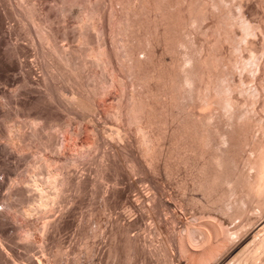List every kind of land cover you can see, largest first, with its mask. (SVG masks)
I'll return each mask as SVG.
<instances>
[{"label":"bare ground","instance_id":"bare-ground-1","mask_svg":"<svg viewBox=\"0 0 264 264\" xmlns=\"http://www.w3.org/2000/svg\"><path fill=\"white\" fill-rule=\"evenodd\" d=\"M54 1L19 3L52 72L46 89L19 75L9 77L23 84L14 98L0 89L6 98L0 99V204L24 217L20 224L0 210V234L12 241L15 229L25 232V240L14 239L9 249L0 237V264H20L21 255V264H84L86 258L85 264H95L99 224L110 229L104 209L121 197L139 216L112 222L105 252L115 259L111 264H146L162 254L177 255V264H264V12L256 18L246 13L253 0ZM258 3L262 7L264 0ZM69 17L77 19L74 27L66 23ZM54 19L64 24L55 26ZM63 37L76 44L62 45ZM59 78L74 88L73 107L64 114L50 106L60 93L53 87ZM33 106L37 111L31 112ZM69 113L97 116L93 123L101 126L76 125ZM111 128L136 133L141 158L130 151L125 165L104 147L96 164L100 183L94 185L102 195L94 218L99 230L94 221L89 227L79 221L78 231L88 239L67 249L55 234L73 224L72 204L99 180L79 175V169L95 155L92 148H103ZM22 165L28 178L8 184L3 175ZM139 173L142 179L125 185L137 191L135 200L118 184ZM141 181L153 194L141 190ZM163 181L177 188L171 199ZM178 206L189 211L188 218L174 211ZM164 209L173 213L168 229L182 225L169 229L172 238L163 249L151 247L138 228L132 234L151 211L164 230ZM34 211L42 220L33 219ZM35 232L38 237L30 239ZM33 248L43 252V263Z\"/></svg>","mask_w":264,"mask_h":264},{"label":"rangeland","instance_id":"rangeland-1","mask_svg":"<svg viewBox=\"0 0 264 264\" xmlns=\"http://www.w3.org/2000/svg\"><path fill=\"white\" fill-rule=\"evenodd\" d=\"M37 2L39 4V6H42V5L43 6L44 5L45 6H47V5H53L54 6L55 5V1L54 0H37ZM19 3H20V0H0V89L3 88L2 91H4V90H9L10 91L11 90L10 91V94H9V97H8L9 99H10V96H11V98L12 97L14 98L15 95L17 94V93L15 94V92L18 90V87H20V86L23 85L22 82H18L16 80L14 81L11 78L14 77V79L15 78L18 79V75H19V77L20 76L27 77L28 79H32L35 82L36 87L41 88V89H46V87H47V85H46L47 84L46 83V79L47 78L48 79H51V75H48V74H52L51 70H49L48 67H46V60H44L45 58L43 59V57H42L41 50H40V46L37 43V40L35 38V35L33 34V32L29 31L30 23L27 22L28 20L26 19V17L24 15V13H23V11H22ZM259 5H260L259 3L257 4V0H256V2H255V0H253V1H251V4H250V2H249V4H246L245 6H247V7L244 8V9H246L245 11H247L246 12L247 14H249L251 17L253 16V18H256L258 16V14L259 15H262V13L264 12V11H262V10H264V5L262 6L263 8L261 7V5L260 6ZM253 13H255V14L253 15ZM256 13H258V14H256ZM69 18L66 21V23L68 25H71V27L72 26L74 27L77 24L76 23L77 22V19L76 18H73V17H69ZM58 21H57V19H54V25L55 26H58L60 24H61L60 26H62L64 24V21H62L61 19H58ZM254 39H256L255 41H257V42L260 40L258 43L256 42L258 45H259V43H262L260 38L255 37ZM59 42L62 45H64V46H71V45L76 44V43H74V41L69 40V39H66L64 37L63 38H60L59 39ZM16 63H18V64L16 65ZM17 66H18L19 69L17 68ZM47 72H49V73H47ZM9 77H11V78H9ZM59 79H60V82L58 81L57 82V85H54L53 87H56L57 88V86H58V88L60 90V93H58L54 97V100H53V102H52V104L50 106H52V111H54V113H58V111H59V113L62 112L64 114V113H68V110L71 107H73V105L71 103V100H70L71 98L69 99V97H71L69 91H72V89H74V88L69 87L70 86V83L69 82H67V85H66L65 84L66 83V80L61 79V78H59ZM9 80L11 82H9ZM12 80L14 81L13 82L14 84L12 83ZM53 81L55 82L56 80H53ZM63 88H66L64 90V92H63ZM69 88H70V90H69ZM0 93H1V90H0ZM2 95L3 94L1 93L0 94V99L1 100L2 99L5 100L6 98H3ZM53 105H54V107H53ZM70 105H71V107H69ZM34 111H37L36 106L35 107L33 106L31 108V112H34ZM69 115L71 117H73V120L75 121V122L74 121L73 122L76 125L81 124V123H88L89 125H93L94 124L95 126H98L100 124L99 127L101 126V123H98V124L93 123L95 121L96 122L99 121V117H97V116L94 117V118H92L89 115L83 116L82 114L79 115V114H75V113H69ZM52 129H51V131H53V132L58 131V130H55L57 128H54L55 131L52 130ZM127 132L128 131H126V129L125 130H123V129H121V130L120 129H118V130L116 129L115 130V129L111 128V130L109 131L108 136L106 137V141H105L106 144L103 146V148L102 147H100V148L99 147H96L98 149L92 148L91 149V156L93 155V153H95V155H93V157L90 156L91 158L89 157L90 159H87V161H85V163L87 165H85V163H84V165L82 164V166H80L79 175L84 176V177L90 175L89 177H91L93 179V182L96 181L97 179H99V180H97L96 182H94L95 184H92V185H89L88 186V189L86 191H84L86 194L84 192L83 193H80L81 195L79 194L81 196V199L83 198L82 200L81 199L79 200V198H80L79 195L77 196V199L76 200H75V198L74 199H71V197L68 198V200H70V199L71 200H75L76 202L74 201V204L75 203H78V200H79V204H75V205L72 204V209H71L72 211H70L71 213H69V216L71 215V218L70 219H73V222H72L73 224H71L69 226L67 225L68 227L65 226L62 230H59V234H58V231L55 234L56 236L59 235L58 237H60L62 240L64 239L65 242L64 241L63 242L65 244V248L70 249V247L72 245L77 244V243L79 245H81L82 243H84V241H86L88 239L87 237L85 238V237H82L80 235V233L78 231V222L79 221L84 222V224L87 221V225H88L89 222H93L94 221V223H96L95 221L97 219L95 220L94 218H96V217L99 216V214H98L99 213V211H98L99 209H97V208H99L100 205H101V203H102V198H101L102 195H100L101 194L100 189L99 188L98 189L96 188V186L99 185V184L97 185L98 181L100 183V178H98L97 172H96V164H97L98 160H100V158H102V154H103L102 152L104 150V147H106L108 150H110V152L113 153L117 158H119L121 160L120 162L123 163V164H125V165H126L125 156L130 151L132 153H135L139 159L141 158V156L138 155L139 147L136 144L137 142H135L136 141V138H137V134L134 133L133 131H131V134H130V132H128V133ZM57 133L59 134V131ZM129 134H130V136H128ZM87 135H89V134H87ZM96 150H97V152H96ZM36 153L39 154V152H35V154ZM88 160L90 162L92 160V163H90ZM93 160H94V162H93ZM20 167H19V170L15 174L11 175L10 177H7L6 178V176L3 175V177L5 178V181L8 184H12L14 180H17L18 182H22V181H25V179L28 178V176H29L30 173H29V171L25 170V165L22 168H20ZM142 174L143 173L134 174V175H131L130 174V176H132V178L129 177V179L126 178L128 176H124V177H122L121 182H119V184H118L120 187H124L125 188L124 189L125 190V193L129 197H131V199H133L132 196H134V197L136 196L137 197V194H136L137 191L132 190V189H130V187H127L125 185L128 184L131 181L130 179H133V177H134V179H137V180L138 179L139 180L142 179L143 176H144V174L143 175ZM102 181L103 180H101V182ZM104 182H103V184H104ZM109 182L110 181H107L105 184H107ZM166 182L167 181H163L162 182L163 183L162 184V187L163 186H166L164 188L166 190H163V193H164L165 198L167 197V198H170L171 199V197H170L171 193H173L174 191H176L177 188L174 185H172L171 183H169V182L166 183ZM111 184L112 183L110 182L109 185H111ZM94 185H96V186H94ZM148 186L149 185L146 182H143V181L139 182V187L142 188V189L141 188L140 189L143 190L144 193H146V194H153V193H148V192L153 191L150 188V186L149 187ZM91 188H92V190H91ZM149 189H151V191ZM94 190H96L97 193ZM90 191H91L92 194L90 193ZM82 196H84V197H82ZM97 196H99V197H97ZM136 197H135V200L137 199ZM120 199H119V201L115 205L110 206L109 208L107 207V210L104 209L105 213H103V216L104 217H107L108 220H109V223H108L109 226H110L109 227L110 228L109 229V232L106 231L105 229H103L104 228L103 224H99L101 227L98 225V223H96L94 225L95 227L92 226L93 224L92 225L90 224L95 229L100 228V230L102 229V230H104L106 232V233L104 231L102 232V230L100 231L98 229L99 232L101 233V236H100V233L98 234V232H96L98 234V236L96 235L97 236V239H94V237H90L89 238V239H94L95 242H98L99 240L100 241L101 240L103 241V242L102 241L101 242L99 241L98 243H96V246L100 245V246L97 247V249L99 248L100 251L96 249L97 254L95 252L94 253V256L95 257L92 256V257H94L93 258V261H94L95 264H97V263L98 264H111L113 261H115V259L113 257H108L107 254H106L107 251H108V249H109L110 243H111V241H110L111 240V232L110 231H111V229L113 227V226H111L112 225V222L116 219V220H120V222H126V223H128V222H131V220L134 219L136 215L139 216L138 211H135V214L136 215L133 214L134 211L131 212V208L129 207V205H127L128 203H127L126 197L125 198L124 197H121ZM70 201H67V204L68 203L70 204V203L73 202V201L72 202H70ZM98 202H99V204H98ZM94 209H95V212H96V210L98 212H96V213L93 212ZM0 210H6V209L2 208V206L0 204ZM164 210L161 213L162 214V218L165 217V219H163L164 220L163 223L165 224L164 230H162L163 232L161 230L157 229L158 228L157 225H156L157 221H155L156 219L154 218V216L156 217V215H155L154 211H151L150 213H148V215H146L147 213H145L144 219L141 220L139 226H137L136 228L133 229L132 234L137 233V230L138 229H139L138 232L144 231L143 233L142 232L141 233L144 236L147 237V239L149 240L148 241V244L151 247L154 246V247H158L160 249H163L168 244V242L170 241V238H172L171 237L172 236V232L169 229L170 228H173V229L174 228H178L177 226L180 227L182 225V224H177V226H175L176 224L175 225L173 224L175 227L172 225L168 229V227L171 225V224L168 225V221L169 222L172 221V219H171L172 217L171 216H173V213L171 212L172 210H170V211H168L169 209H166L165 211ZM174 211L177 212L181 218L183 217L182 219H186L190 215L188 210H186L185 208H182L180 206H178V209L177 208L174 209ZM12 212H13V210L12 211L11 210L10 211L9 210H6V213L9 214V216H10L8 218L11 219L12 221H14V220L16 222L19 221L18 223L22 224V221L24 219L23 215L22 214H19L18 211H14L13 213ZM34 212L32 214L33 219L36 220V221L42 220V217L43 216L39 215L40 214L39 212H35L37 214L39 213L38 214L39 217H37L38 215H36V218H34L35 217L34 216L35 215ZM53 212H54V214L57 213L55 211H53ZM14 213L15 214L17 213V214L15 215ZM150 214H152L153 216L150 215ZM21 215H22V217H21ZM13 216H14V218H13ZM40 216H41V219H40ZM75 224L77 226H75ZM97 226H99V227L96 228ZM88 227H89V225H88ZM92 227H90V228H92ZM21 228L22 227L17 228V229H15V231L14 230H11V231H14L15 234H16V236L14 238L15 240L16 239H20L24 235L23 233H25V232ZM90 228H88V229L90 230ZM94 228H92V229H94ZM165 228H167V230ZM98 230H96V231H98ZM130 232H131V230H130ZM169 232H171V234ZM102 233H104L103 234L104 237H102ZM17 234H18V236H17ZM36 234H37L36 232L33 233L31 235V238L30 239H33L32 237H34V239H36V237H38V235L35 236ZM2 236H4V235H1L0 234L2 243L4 242L3 243L4 247H6V248L9 249L10 248L8 246L9 243H10L9 245L16 246L14 244V242H15L14 239L12 240V241H14L12 243L11 240H10L11 242L9 241V238H6L7 236H4V237H2ZM22 238L19 241L17 240L18 243H20V241L22 240ZM24 240L25 239H23L22 241H24ZM155 245H157V246H155ZM17 248H19L18 250L21 253L26 251L25 249L22 251L23 247H21V246H19ZM34 249L35 248H33V250ZM33 250H31L30 252L33 253L34 252ZM102 250H103V252H102ZM35 251H36V253L35 252L33 253L34 254V257H36V258L38 257L37 259L41 263H43L44 260H45V258H46L45 255L43 254V252L41 250H40L41 251L40 252L38 249H35ZM37 253H38V256H37ZM103 253L105 255H103ZM173 255L171 254L170 256H166V255L162 254L160 256H157V258L155 256V257H153V260L148 261L149 263L147 262L146 264H168V259H174L175 262H176V264H177L178 261H176V260H178V256L177 255L176 256L175 255L173 256ZM23 256L24 255H21V257H20L21 259L16 258L17 263L19 262L21 264V263L25 262V258H23ZM95 258H97V259H95ZM111 259H113V260H111ZM87 261L88 260L86 258V259H83L82 262H84V264H85V263H87ZM180 264H185V263L184 262H181Z\"/></svg>","mask_w":264,"mask_h":264}]
</instances>
